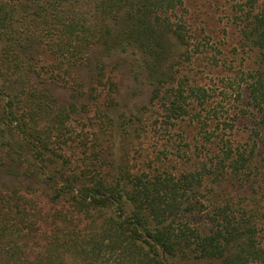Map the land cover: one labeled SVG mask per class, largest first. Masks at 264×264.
<instances>
[{"label": "trees", "instance_id": "obj_1", "mask_svg": "<svg viewBox=\"0 0 264 264\" xmlns=\"http://www.w3.org/2000/svg\"><path fill=\"white\" fill-rule=\"evenodd\" d=\"M227 1L254 61L215 104L185 0H0V264H264V0ZM130 56L152 100L116 116Z\"/></svg>", "mask_w": 264, "mask_h": 264}, {"label": "rangeland", "instance_id": "obj_2", "mask_svg": "<svg viewBox=\"0 0 264 264\" xmlns=\"http://www.w3.org/2000/svg\"><path fill=\"white\" fill-rule=\"evenodd\" d=\"M185 14L189 24L199 35V38L192 37L193 42L199 44V49L196 50V46L191 47L192 62L187 63L186 69L183 70L184 74L187 72L189 82L202 84L210 88V91L215 90L214 103L217 104L222 99L217 92H220L225 84L224 76H234L235 70L246 69L253 64L254 56L240 46L238 25L234 23L231 4L227 0H185ZM129 59L130 62L127 63L125 58L116 72L115 80L118 83L117 104L114 105V111L117 110L116 116L120 113L130 115L139 105H150L152 100V86L144 81V77H136L135 71H132L134 56H130ZM118 60L119 58L112 56L107 62L111 66ZM77 73L78 78L84 83L83 90L89 91L94 82L88 69ZM52 88L59 100L63 102L72 100L70 87L54 85ZM229 104H234L230 109V114L234 115V111H238L239 107L247 105V99L236 101L233 93ZM153 110L156 112L157 106H154ZM154 116L155 113L152 117ZM76 117L73 121L75 124L80 121ZM252 117L253 114H248L238 120L236 130L239 137L252 130V126L255 125V118ZM162 137L151 131L148 139L142 140L141 145L135 146L150 149L156 146L158 149L163 145Z\"/></svg>", "mask_w": 264, "mask_h": 264}]
</instances>
